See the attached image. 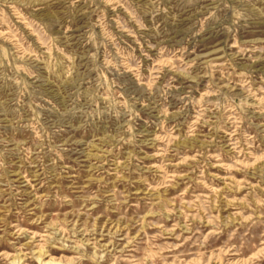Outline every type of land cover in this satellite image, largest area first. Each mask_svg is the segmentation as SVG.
Masks as SVG:
<instances>
[{
    "label": "rangeland",
    "instance_id": "rangeland-1",
    "mask_svg": "<svg viewBox=\"0 0 264 264\" xmlns=\"http://www.w3.org/2000/svg\"><path fill=\"white\" fill-rule=\"evenodd\" d=\"M0 264H264V0H0Z\"/></svg>",
    "mask_w": 264,
    "mask_h": 264
}]
</instances>
